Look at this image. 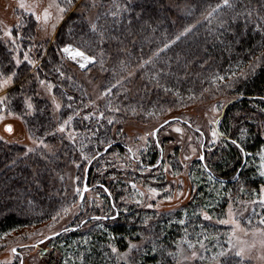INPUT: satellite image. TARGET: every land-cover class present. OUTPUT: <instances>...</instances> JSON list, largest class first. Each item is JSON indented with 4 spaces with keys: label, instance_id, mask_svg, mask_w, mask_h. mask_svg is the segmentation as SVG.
<instances>
[{
    "label": "trees",
    "instance_id": "16d2710c",
    "mask_svg": "<svg viewBox=\"0 0 264 264\" xmlns=\"http://www.w3.org/2000/svg\"><path fill=\"white\" fill-rule=\"evenodd\" d=\"M99 3L93 22L87 18L89 9L86 13H69L38 68L40 77L58 78L56 70L61 57L58 48L71 42L89 55L105 59L108 62L105 70L111 77L113 74L109 71L126 76L131 69L139 67L142 71L138 74L145 73L149 79L155 75V79H150L154 86L151 105L145 107L178 99L189 102L203 89H213L215 83L220 87L228 86L229 94L237 97L222 111L223 150L214 154L211 166L207 167L211 177L222 182L224 188L216 194L200 191L198 202L207 207L218 202L216 210L222 211L225 203L220 202V194L258 189L260 179L250 154L264 152V0H228V4L223 0H100ZM92 23L97 25L95 32L90 29ZM32 26H36V21ZM145 61L150 62L141 66ZM149 64V71H145ZM13 70L17 73L14 79L17 84L8 90L7 109L15 113L24 129L29 128L43 138L50 150L46 151L48 154L34 151L24 155V142L0 143V239L12 230L47 221L61 211L65 198L62 193L57 194L60 187L57 176L63 175L75 160L72 153L78 147L64 142L57 134L52 135L54 123L46 100L35 97L33 110L24 105L20 92L30 67H16L12 50L0 37V71L7 75ZM217 76H223L224 80L214 81ZM59 83L57 91L64 98L62 115L67 117L74 111L72 102H82V99L77 91L67 88L68 80ZM145 87L150 89L149 84L143 83L139 91ZM135 98L125 101L134 104ZM137 98L139 100V96ZM109 129L108 125L106 129L99 125L94 128L97 144L113 141ZM232 140L240 147L232 144ZM92 149L89 146L87 151ZM97 149L101 150L102 146L98 145ZM82 152L79 151V155ZM197 177L202 186L209 174L199 171ZM134 208L112 214L115 219H100L106 224V230L88 233L89 243L82 248L87 252L85 264H178L175 244L179 242L180 224H171L168 219L173 215L180 219V213L158 212L146 221L141 220L143 212ZM199 219L204 226L217 227L201 214ZM89 221L96 219L90 217L77 226L79 229L64 232L78 235L91 224ZM137 241L142 245L133 252L129 263L120 261L110 247L123 252ZM57 254L60 255L57 249L42 253V260L45 264H63ZM221 264L251 263L234 255H224Z\"/></svg>",
    "mask_w": 264,
    "mask_h": 264
},
{
    "label": "rangeland",
    "instance_id": "374dc122",
    "mask_svg": "<svg viewBox=\"0 0 264 264\" xmlns=\"http://www.w3.org/2000/svg\"><path fill=\"white\" fill-rule=\"evenodd\" d=\"M52 2L53 0H0V37L12 50L13 57L19 56L23 61L24 52H29L30 58L37 62L35 67L27 62L20 64L30 67V71L24 76V78L28 76L25 86L20 92L24 105L27 107L28 102L33 105L35 97L46 100L50 105L49 110L54 123L52 131L64 142L78 146L72 153L75 160L65 169L63 175L57 176L60 180H58L60 187L57 194L62 193L61 195L65 198L62 209L68 208L69 212L65 214L61 209L59 216H53L56 219L52 217L47 221L20 227L6 233L0 239V264H45L42 260V253L56 249L60 251V255L57 254V256L63 264H85L87 252L82 248L89 243L88 233L105 231L106 224L102 220L89 221L91 224L86 225L82 233L74 236L68 235L64 230L79 229L77 226L88 221L90 217L98 215V217L110 216L111 218L112 214L117 215L118 212L122 210L125 212L132 207L142 211L141 220L146 221L158 212L178 211L180 213V219L177 215L168 219L171 224H180L179 242L175 244L179 252L178 264H221L224 255L217 257L219 252L225 251V255L237 256L236 252L241 249L244 250L243 255L237 257L251 264H264V245L261 244L264 235L255 231L264 229V225L260 224V220L264 218V203H261V198L264 197V192H262L264 176L260 175V172L264 170L260 167V156L263 151L256 155L250 154L260 179L258 189H253L251 192L228 191V193L220 194L222 196L220 202L225 203L222 211L216 210L218 202L208 207L198 202L200 191L208 195L213 192L216 194L217 190L224 188V185L213 177L208 178L200 186L198 182L201 180L197 175L199 171L210 175L207 167L211 166V158L215 156V153L217 155L223 150L221 140L225 133L222 128L221 114L227 103L237 96L229 94L228 86L220 87L218 83H215L213 89H203L199 96L189 102L178 99L177 102H165L145 107L151 105V92L154 86L150 79H155V75L150 79L145 73L140 75L138 73L142 70L139 67L131 71L124 69L123 71L132 73L126 76L116 74L113 70V72L109 71V74H113L111 77L105 70L108 66L105 59L96 58L94 63L81 68L78 63L62 57L60 53V66L59 71L56 70L58 74L56 79L61 83L68 80L67 88L77 91L82 99V102H72L73 113L63 117L64 98L57 91L60 83L56 79H42L38 74V68L55 41L60 25L69 13L72 11L86 13L89 9L87 18L93 22L100 7V0H75L73 7L59 22L55 19L56 9L53 7L51 9L52 20L47 25L46 32L42 20L37 21L35 15L19 7L20 3L35 4V14L42 16L44 8ZM33 21H36L35 27L32 26ZM52 23H56L54 30L51 27ZM9 28L12 30L11 38L4 36L5 30ZM13 39L15 43H12ZM109 65H112L111 62ZM140 65H148V63L142 62ZM148 67L150 64L146 66L145 71H149ZM60 72L64 75L61 76ZM107 76L109 79H106ZM40 80L51 82L54 85L52 91L49 92L46 85H41ZM117 81L120 82L117 83ZM143 83L149 84L150 89L145 87V90L139 91ZM16 84L13 81L10 86L0 90V96H7L8 90ZM122 96L125 97L120 100ZM127 98H135L134 100L137 101L131 104L125 101ZM57 103L60 104L59 109L55 106ZM116 109L123 113L120 114ZM8 112L6 109L3 112L4 119L0 120V137H2L0 143L24 142L22 143L26 150L24 155L25 153L31 154L28 152L29 148H35V151L48 154L46 151L50 150L49 147H37L33 143L34 140L38 141L43 138L32 133L33 131L29 128L24 129L20 119L15 115H8ZM100 113H103V118L100 117ZM69 116H73V120L67 126V130L63 133L56 131ZM85 116L90 118L84 119ZM109 119L113 120L112 124H108ZM164 121L169 123L164 124ZM213 121L217 122L213 123ZM7 124L12 125V132L5 131ZM100 124L104 129L107 125L110 127L113 141L107 151H105L104 143L97 144V136L93 133L98 125L101 128ZM160 125L164 126L155 137L147 135ZM176 128L182 129V132H176ZM213 130L223 133L215 142L211 135ZM69 133L74 135L75 143L68 138ZM143 137L146 139H142ZM98 145L102 146L101 150L97 149ZM89 146L94 149L87 151ZM129 148L132 152L128 151ZM193 149L196 151L193 152ZM79 151H83V155L89 158L96 157L91 165L82 158V154L79 155ZM97 152L101 155L96 156ZM201 156L204 157L203 160L200 159ZM77 164L80 167H77ZM87 173L89 191L85 192L81 200L76 193V188L83 190ZM104 188H107L111 195H108ZM153 188L156 189L155 194L149 191ZM113 204L115 208L112 207ZM229 211L232 217L229 216ZM205 213L211 217L208 220H211L217 227L204 226L199 215L201 214V217L205 219ZM233 218L239 222L240 229H235L231 223L220 222ZM45 237L48 238L45 239ZM230 239L231 245L229 244ZM40 241L43 242L39 243ZM198 241L205 245L203 249ZM189 242L195 246L194 249L188 247ZM130 244L136 245V248L129 250L128 247L123 252L117 250L114 253L120 261L129 263L133 252L141 247L142 242L137 241ZM13 248L16 249L15 253L11 251ZM193 250L198 254L196 258L191 257ZM213 257L217 259L214 260Z\"/></svg>",
    "mask_w": 264,
    "mask_h": 264
},
{
    "label": "snow or ice",
    "instance_id": "6c2138e0",
    "mask_svg": "<svg viewBox=\"0 0 264 264\" xmlns=\"http://www.w3.org/2000/svg\"><path fill=\"white\" fill-rule=\"evenodd\" d=\"M224 4H228V0H223ZM75 3V0H53L52 3H50L46 8H44L43 10V14L42 16L41 15H36L35 14V7L36 5L35 4H32V5H26L24 3H20L19 7L22 8V9H26L27 11L31 12L33 15H35V19L37 21H43V24H44V30L45 32L47 31V25L49 24V22L52 20V11L51 9L54 7L56 9V16H55V19L57 22L61 21L64 19V15L65 13L71 8L73 7ZM220 6L217 5V8H219ZM213 11H215V9H213ZM116 13H113V15H115ZM209 16L212 15V13L210 12L208 14ZM51 27L52 29L54 30L56 28V23H52L51 24ZM257 28H260V25H257ZM90 29L91 31L95 32L96 29H97V25L95 23H92L90 25ZM189 31V29H185V32ZM70 32H71V29H70ZM4 36L6 37H9L11 38L12 37V30L11 28L5 30L4 32ZM179 37H177L178 39ZM12 43H15V39L12 40ZM165 48L168 47V45L166 44L164 46ZM31 51V49L29 50ZM58 51L62 54V57L64 58H67V59H70L76 63L79 64V66L81 68H86L87 65H89L90 63H94L96 61V57L94 55H89L87 54L86 51L82 50V48L80 46H77L75 45L74 43H65L62 47H59L58 48ZM14 61H15V66L16 67H19V65L22 63V62H27V64L35 67L36 66V61L31 59L30 56H29V52H24L23 54V61L19 58V56H14L13 57ZM101 64L103 63V61L101 60L100 61ZM150 61H145L144 63H149ZM142 66V65H141ZM57 71H59V69H57ZM17 75L16 71L13 70L10 74H7V75H4L2 72H0V90H3L5 88H7L8 86H10L13 81H14V77ZM60 75L63 76L64 73L63 72H60ZM129 75H132V73H129ZM243 75V73H242ZM214 81L215 80H224V77L223 76H217V77H214L213 78ZM120 81H117V83H119ZM39 83L41 85H46L47 87V90L49 92L52 91L54 85L51 83V82H47L45 80H40ZM110 91V90H109ZM165 91H168V89H165ZM7 96H0V120H3L4 119V115H3V112L7 109L8 105H7ZM71 99V98H69ZM57 109L60 108V104H56L55 105ZM33 105L28 102L27 103V108L28 109H32ZM69 107H71L69 105ZM215 110V109H214ZM116 111H119V109H116ZM8 115H15V113L9 111L8 112ZM76 115H78V113H76ZM100 117L103 118V113H100ZM90 117L89 116H85L84 119H89ZM73 120V116H69L66 120L63 121V123H61L58 127V129H56V131L60 132V133H63L67 130V126L71 124ZM217 121H213V123H216ZM113 123V120L112 119H109L108 120V124H112ZM169 122L168 121H164V124H168ZM164 125H160L158 128H155L151 133L147 134L149 136H153L155 137L157 135V133L163 128ZM5 131L7 132H12L13 131V127L11 124H7L5 125ZM122 131V129L120 130ZM176 132H182V129L180 128H176L175 129ZM197 131H199V129H197ZM52 135H55V132L52 133ZM202 135V134H201ZM212 138H213V142H215V140H217L220 136L223 135V133H218L217 131L213 130L212 133ZM31 139V137H29ZM68 138L70 140H72L73 143H75V138H74V135L72 133H69V136ZM0 139H2V137H0ZM142 139H146V137H143ZM191 139V138H190ZM34 144H36L37 147H43V148H48L49 146L47 144L44 143L43 139H40L38 141L34 140L33 141ZM101 143H104L106 145L105 147V151H107L110 147H111V142H108V141H101ZM232 144H236L237 147H240L239 144H237V141L236 140H232L231 141ZM157 144L159 145V142L157 141ZM36 149L35 148H29L28 149V152H32V151H35ZM129 152H132V149L129 148L128 149ZM196 149H193V152H195ZM241 151L243 152V148H241ZM27 154V153H25ZM82 154V158L84 160L87 161V163L89 165H91L92 161L96 158L95 156H93L92 158H89L87 156H84L83 155V152L81 153ZM101 155L99 152L96 153V156H99ZM187 159V157L185 158ZM201 160L204 159L203 156L200 157ZM260 160H261V169H264V152H262L261 156H260ZM159 163V161H158ZM77 167H80L79 164H77ZM260 175L261 176H264V170H262L260 172ZM79 179V177L77 178ZM209 179H212L211 175H209ZM222 183V182H221ZM102 187V186H101ZM133 187H135V185H133ZM89 191V188L87 186V183L84 184V187H83V190H81L79 187L76 188V193L81 197V200H83L84 198V193L85 192H88ZM104 191L106 193H108V195H111V193L108 192V189L107 188H104ZM149 191H151L153 194L156 193V189H150ZM262 192H264V189H262ZM140 195H143V193H140ZM123 199V198H122ZM168 199H171V197H168ZM139 203V201H137ZM261 203H264V197L261 198ZM149 207H151V205H148ZM113 208H115V204L112 205ZM62 211L67 214L69 212V209L68 208H63ZM119 213H117L118 215ZM60 213L58 212L57 213V216H59ZM229 216L232 217V213L231 211H229ZM109 217L108 216H103V217H93V219H96V220H100V219H108ZM113 219H115V216L111 217ZM211 217H209L207 215V213H205V219H210ZM53 219H56V217H53ZM221 223H231L235 226V229H240V225H239V222L236 221L234 218L233 219H229V220H222L220 221ZM181 223H183V221H181ZM250 223V222H249ZM260 224L261 225H264V218H262L260 220ZM234 229V231H235ZM68 229H65V231H67ZM241 231H243V229H241ZM256 232H259L261 233V235H264V229H256L255 230ZM234 234V233H233ZM48 237H45V239H47ZM43 241H40L39 243H42ZM200 243V247L203 249L205 247V245L203 244V242H199ZM229 244L231 245V239L229 240ZM261 244L264 245V240H261ZM111 247V250L113 253L117 252V249L115 247ZM188 247L191 248V249H194L195 246L193 244H191L190 242L188 243ZM133 248H136V245L134 244H130L129 245V250L133 249ZM13 253L16 252V249L13 248L11 250ZM153 251H155V248H153ZM243 249H241L240 251L236 252V255L237 256H242L243 255ZM197 252L195 250H193L191 252V257L192 258H196L197 257ZM225 255V251H221L217 254V257L219 256H223ZM217 257H213L214 260L217 259ZM185 259H187V257H185Z\"/></svg>",
    "mask_w": 264,
    "mask_h": 264
},
{
    "label": "water",
    "instance_id": "95a60500",
    "mask_svg": "<svg viewBox=\"0 0 264 264\" xmlns=\"http://www.w3.org/2000/svg\"><path fill=\"white\" fill-rule=\"evenodd\" d=\"M112 145V144H111ZM87 180H88V173L86 174V177H85V183H87ZM84 183V184H85ZM88 186V185H87ZM88 188H89V186H88ZM85 194V193H84ZM108 219H110V217L108 218Z\"/></svg>",
    "mask_w": 264,
    "mask_h": 264
}]
</instances>
